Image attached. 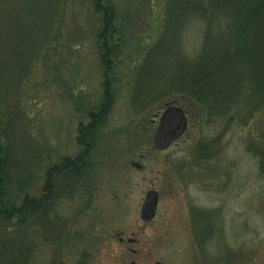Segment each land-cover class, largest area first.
Returning <instances> with one entry per match:
<instances>
[{"label": "rangeland", "instance_id": "obj_1", "mask_svg": "<svg viewBox=\"0 0 264 264\" xmlns=\"http://www.w3.org/2000/svg\"><path fill=\"white\" fill-rule=\"evenodd\" d=\"M109 1L118 11L123 43L112 111L84 175L75 182L57 178L52 200L26 235L0 247V264L23 257L27 264H128L136 260L130 250L142 263L199 264L197 241L184 233L186 175L189 183H218L225 199L224 232L209 244L210 253H220L221 262L231 251L233 264L263 263L264 113L250 116V109L264 106L263 57L250 59L257 72L233 67L229 78L216 74L211 84L193 90L205 108L220 98L228 110L223 117L184 109L177 101L188 97L160 91L161 75L153 79L155 88L149 82L150 96L160 91V97L143 110L132 97L146 58L162 44L152 72L166 68L172 77L188 60L203 62L207 47L215 46L203 42L204 26L211 27L213 17L184 22V10L173 12L170 0ZM216 23L215 29L228 24ZM97 27L89 0H0V139L10 148L11 190L25 186L38 199L47 170L79 155L78 126L88 123L87 111L98 107L103 91ZM143 90L138 88L139 98ZM176 102L188 115V131L168 151L156 152L155 116ZM193 174H199L196 181ZM150 190L159 194V211L153 223L144 224L140 213ZM189 193L205 203L192 187ZM247 217L251 232L244 227Z\"/></svg>", "mask_w": 264, "mask_h": 264}, {"label": "trees", "instance_id": "obj_2", "mask_svg": "<svg viewBox=\"0 0 264 264\" xmlns=\"http://www.w3.org/2000/svg\"><path fill=\"white\" fill-rule=\"evenodd\" d=\"M93 13L98 18V27L95 33V46L97 49L99 62L102 68V97L97 108L87 111L88 123L80 124L77 129L76 143L80 149L76 159H64L60 166L50 168L45 173V185L42 195L37 199L31 197L25 191V186L17 187L11 190L9 174L6 170V163L9 158L10 148L0 139V247L10 244L14 238L26 235L28 227L36 219L39 213L47 207L54 196L56 181L58 177L81 178L86 172L87 161L95 150L97 135L106 123L109 114L115 103L114 74L117 70V61L122 54V35L117 27L119 22L118 11L114 4L109 0H89ZM173 12L184 10V22L190 20L193 16L201 20L210 19V26H204V40L208 43L215 42V46L207 47L206 57L203 62L199 59L188 60L184 66L178 68L175 76L172 72L165 75L166 68L152 72L153 58L158 49L152 52L144 61L142 70L138 73L135 93L132 97V103L141 101V109L145 110L151 104H154L160 97V91L164 93L181 94L187 96L183 102L184 109L195 110L200 113H206L209 118L223 117L228 110L222 108L220 98L213 99L212 105L205 108L203 99L194 89L211 84L215 75L229 78L227 73L233 67H245L247 71L257 72L255 64L251 63L252 56L261 58L262 67L264 65V22L259 17L264 16V0H170ZM224 21L228 23L224 28H217L216 22ZM222 24V23H220ZM262 25V27H260ZM221 29H228V33ZM119 35V36H118ZM121 36V37H120ZM215 39V40H213ZM207 43V44H208ZM164 53V52H163ZM213 57V61L208 58ZM237 72V71H233ZM182 73V75H180ZM161 75L165 78L160 85V91L156 97H152V88L155 76ZM171 80L173 85H171ZM218 78L215 80V82ZM166 82L165 86L163 83ZM170 85V86H168ZM143 88L142 98L137 96L138 88ZM191 89V90H190ZM155 92V90H154ZM258 94V93H257ZM263 93H259L260 98ZM213 95H215L213 93ZM217 97V96H216ZM264 102V99H262ZM175 103L179 106L178 103ZM219 109V111H218ZM250 109V108H249ZM257 112L264 113V106L250 109V116ZM249 116V117H250ZM68 179V178H67ZM72 184V183H71ZM11 230L12 234H7ZM8 237V238H6ZM9 238H11L9 240ZM21 256L20 258H22ZM0 256V263L2 262ZM27 257L23 260L13 261L12 264H27Z\"/></svg>", "mask_w": 264, "mask_h": 264}, {"label": "flooded vegetation", "instance_id": "obj_3", "mask_svg": "<svg viewBox=\"0 0 264 264\" xmlns=\"http://www.w3.org/2000/svg\"><path fill=\"white\" fill-rule=\"evenodd\" d=\"M156 130H157V125H156ZM176 144L177 143H175L174 145ZM184 175L186 174L184 173ZM186 176H184V178L187 179V182L184 183V213L186 215L187 225L185 226L186 230L184 231V233L187 236L189 234L190 236L194 237V239L197 241L198 246L196 247V251L201 256V260H202V262L199 264H233L232 260L236 257V253H232L231 251L227 252L225 254V259L223 260V262H221L218 261L221 254L216 253L217 257H215L216 255L210 253V249H209L210 247L209 244L212 243V241L214 242L216 238H219L221 232L222 233L224 232L222 215L226 211V207L221 204L223 201H225V199L221 200V190L219 184L216 182H213L212 184L210 183L205 184L203 182L189 183V179ZM198 176L199 174L196 175L194 178H190V179L196 181L199 178ZM190 187H192V191L196 192L198 196L205 198V203L202 202L200 198H195L194 196H192V194L189 193ZM156 193L158 194V192ZM158 211H159V194H158V208L156 211V216L154 220L150 223H153L155 221L158 215ZM143 223L150 224L145 222ZM250 223H251V218H248V220H246L244 225L245 230L247 232H251L252 230V226ZM119 241L123 243L124 240L119 239ZM128 244L137 245V241L128 240ZM130 251L133 257L136 258V260L131 261L128 264H152L147 262L145 263L140 262L139 258L136 257L138 252L134 250H130ZM155 264H162V263H155ZM261 264H264V262Z\"/></svg>", "mask_w": 264, "mask_h": 264}, {"label": "water", "instance_id": "obj_4", "mask_svg": "<svg viewBox=\"0 0 264 264\" xmlns=\"http://www.w3.org/2000/svg\"><path fill=\"white\" fill-rule=\"evenodd\" d=\"M158 125L153 137V148L157 152L168 151L175 143L180 141L187 133L189 121L186 112L175 104L166 105L163 112L156 116ZM137 170L142 167L132 164ZM158 208V194L155 191H149L144 199L140 217L145 223H150L156 216Z\"/></svg>", "mask_w": 264, "mask_h": 264}]
</instances>
